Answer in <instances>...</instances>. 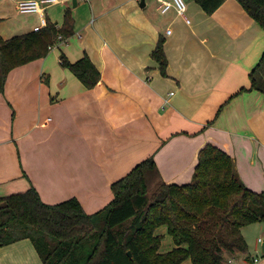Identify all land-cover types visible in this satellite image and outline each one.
<instances>
[{
    "label": "crops",
    "instance_id": "0c3cea01",
    "mask_svg": "<svg viewBox=\"0 0 264 264\" xmlns=\"http://www.w3.org/2000/svg\"><path fill=\"white\" fill-rule=\"evenodd\" d=\"M185 1L190 23L175 8L162 14L157 0H58L46 9L58 28L69 11L74 34L8 75L0 94V197L34 186L47 204L76 198L94 214L114 199L112 184L149 158L167 184L189 183L208 144L233 158L248 188L264 192V94L251 90L250 79L264 30L237 0L212 15ZM60 7L54 21L48 11ZM11 15L18 23L7 32ZM43 28L40 14L0 0L4 39ZM160 41L168 76L153 59ZM62 53L72 63L89 56L101 73L95 88L61 66ZM157 234L164 253L176 247L167 226ZM167 238L173 243L164 245ZM257 244L263 252V236ZM249 253L248 246L228 263L264 264ZM0 264L43 262L22 240L0 248Z\"/></svg>",
    "mask_w": 264,
    "mask_h": 264
},
{
    "label": "trees",
    "instance_id": "16d2710c",
    "mask_svg": "<svg viewBox=\"0 0 264 264\" xmlns=\"http://www.w3.org/2000/svg\"><path fill=\"white\" fill-rule=\"evenodd\" d=\"M193 1L212 15L227 0ZM237 1L264 30V0ZM73 34V19L66 11L61 28L47 20L39 31L11 39L0 35V94L12 70L45 58L51 46ZM153 59L168 76L163 41ZM60 63L88 89L101 79L87 55L72 63L62 53ZM250 79L251 90L264 94V53ZM111 190L114 199L94 214L76 198L47 204L34 186L0 197V248L30 240L43 264H228V257L248 250L242 229L264 223V192L248 188L233 158L211 144L200 151L187 184L164 182L149 158ZM162 226L176 244L166 253H160L163 236L157 234Z\"/></svg>",
    "mask_w": 264,
    "mask_h": 264
},
{
    "label": "built area",
    "instance_id": "2783aa9c",
    "mask_svg": "<svg viewBox=\"0 0 264 264\" xmlns=\"http://www.w3.org/2000/svg\"><path fill=\"white\" fill-rule=\"evenodd\" d=\"M16 3L17 10L20 14H32L38 13L41 16V24L43 27H46L47 21L45 12L46 9L52 5L58 3V0H14ZM140 2L141 0H137ZM158 1V11L162 14L167 13L170 9L175 8L177 12L185 18L187 23H190L191 20L187 17V4L185 0H157ZM59 40H62V37H59ZM54 46H51L52 49ZM262 242L261 239H259ZM258 262V259L254 260Z\"/></svg>",
    "mask_w": 264,
    "mask_h": 264
},
{
    "label": "rangeland",
    "instance_id": "374dc122",
    "mask_svg": "<svg viewBox=\"0 0 264 264\" xmlns=\"http://www.w3.org/2000/svg\"><path fill=\"white\" fill-rule=\"evenodd\" d=\"M51 10L52 8L49 9L48 14H54V21L60 20L63 17L62 7H60L59 10L56 9L52 13H51ZM5 21L6 22L3 25L6 27L7 32H10L11 29H15V26L18 23L17 18L13 17L12 15L10 17H7ZM9 34H11V36L13 37L19 36V33L11 32ZM6 38H9V37H6ZM242 234L247 240V244L249 246V251H250L249 254H251V256L253 257L258 256L259 259L264 260V255L262 252V244H257L258 238L262 236L264 237V223L248 225L242 229ZM169 238L171 239V237ZM169 238L164 240V243H163L164 245L170 242L173 243ZM174 245H176L175 242H174ZM256 249L258 252H260V254L255 253ZM160 253H164V252L160 249ZM248 257L250 258V255ZM187 264H193V263L191 262V260L190 261L188 260Z\"/></svg>",
    "mask_w": 264,
    "mask_h": 264
},
{
    "label": "water",
    "instance_id": "95a60500",
    "mask_svg": "<svg viewBox=\"0 0 264 264\" xmlns=\"http://www.w3.org/2000/svg\"><path fill=\"white\" fill-rule=\"evenodd\" d=\"M142 6H144V3H142ZM263 253H264V245H263ZM129 255L131 256L130 252H129Z\"/></svg>",
    "mask_w": 264,
    "mask_h": 264
}]
</instances>
